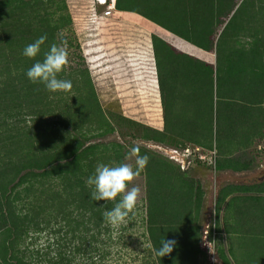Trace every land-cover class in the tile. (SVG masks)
Here are the masks:
<instances>
[{"label":"trees","instance_id":"trees-1","mask_svg":"<svg viewBox=\"0 0 264 264\" xmlns=\"http://www.w3.org/2000/svg\"><path fill=\"white\" fill-rule=\"evenodd\" d=\"M115 8L214 60L150 34L162 121L156 128L104 112L86 68L58 74L72 81L71 92L31 83L27 69L60 43V33L78 48L66 1L0 0V264H74L77 255L101 260L111 238L103 213L118 201H93L85 181L100 163H123L132 140L144 142L141 154L150 157L142 172L146 261L202 264L204 191L188 168L145 143L214 149L217 172L257 166L254 146L264 140V0H116ZM45 34L37 57L22 55ZM114 132L129 141L93 142ZM214 211V231L232 239L226 252L217 248L220 264H264V180L223 185ZM163 239L176 244L159 257Z\"/></svg>","mask_w":264,"mask_h":264},{"label":"rangeland","instance_id":"rangeland-1","mask_svg":"<svg viewBox=\"0 0 264 264\" xmlns=\"http://www.w3.org/2000/svg\"><path fill=\"white\" fill-rule=\"evenodd\" d=\"M68 12L72 17L71 27L77 49L68 47L70 64L66 71L73 67L86 68L98 102L104 112H116L144 124L161 128V111L158 97L154 59L150 42V34L155 33L178 49L190 53L206 61L214 60V54L205 53L198 48L169 34L140 15L133 12L115 10L112 16L99 22H92L90 17L91 0H65ZM79 55L80 58L77 56ZM81 59V60H80ZM151 60V61H150ZM115 140L126 144L128 138H121L117 132L94 139V141ZM136 144H144L132 140ZM155 152L166 156L167 147L145 143ZM259 151L257 166L244 172L230 170L214 171L212 164L201 162L195 164L190 160L183 164L187 175L198 180L204 191L199 215L201 226V246L204 250L202 264H220L217 248L223 247L226 252L232 244L230 235L214 231V200L218 190L227 183L250 184L251 179L258 176L260 165L264 163V140L254 146ZM123 163H133L127 159ZM252 184V183H251ZM141 189L140 199L128 222L118 227L109 224L111 238L105 243L108 251L101 260L91 263L89 259L79 255L74 264H153L148 252L147 235L144 222V176L142 172L129 185ZM221 216V213H219ZM211 227V241L206 237ZM226 247V248H225Z\"/></svg>","mask_w":264,"mask_h":264},{"label":"clouds","instance_id":"clouds-1","mask_svg":"<svg viewBox=\"0 0 264 264\" xmlns=\"http://www.w3.org/2000/svg\"><path fill=\"white\" fill-rule=\"evenodd\" d=\"M47 40V35H42L33 43L25 46L22 55L34 59L41 52V45ZM42 61L37 60L26 71L28 80L33 84H43L49 92H71V80L58 78V74L69 66L68 42L63 33H60V43H52L44 52ZM141 146L136 144L131 147L127 159L133 163H119L108 165L100 163L85 183L91 189L90 198L93 201H118L111 210L103 213L104 219L113 227L128 222L140 199L141 189L129 185L143 172L150 160L146 154H141ZM214 164V161H210ZM176 244L175 240L161 241V246L156 250V255L163 257L170 254Z\"/></svg>","mask_w":264,"mask_h":264},{"label":"built area","instance_id":"built-area-1","mask_svg":"<svg viewBox=\"0 0 264 264\" xmlns=\"http://www.w3.org/2000/svg\"><path fill=\"white\" fill-rule=\"evenodd\" d=\"M115 2L116 0H91L90 17L92 18V22H99V20L110 18L112 13L116 10ZM157 146L161 147L160 145ZM167 150L174 152V155L167 154ZM167 150L164 151V154L168 158L178 162L182 168L184 165L181 164V160L177 158L176 155L185 156L186 162H189L190 160H199L209 165L212 164L213 166V163H210V161H214V149L205 151L199 146L188 145L181 150L169 147H167Z\"/></svg>","mask_w":264,"mask_h":264},{"label":"water","instance_id":"water-1","mask_svg":"<svg viewBox=\"0 0 264 264\" xmlns=\"http://www.w3.org/2000/svg\"><path fill=\"white\" fill-rule=\"evenodd\" d=\"M167 154H170V155H174V152H172L171 150H167ZM177 158H179L181 160V164L183 165L186 161V158L185 156H181V155H176ZM264 180V164H261L260 165V171H259V174L257 177L251 179L248 183H257V182H260Z\"/></svg>","mask_w":264,"mask_h":264},{"label":"bare ground","instance_id":"bare-ground-1","mask_svg":"<svg viewBox=\"0 0 264 264\" xmlns=\"http://www.w3.org/2000/svg\"><path fill=\"white\" fill-rule=\"evenodd\" d=\"M151 61V60H150Z\"/></svg>","mask_w":264,"mask_h":264},{"label":"crops","instance_id":"crops-1","mask_svg":"<svg viewBox=\"0 0 264 264\" xmlns=\"http://www.w3.org/2000/svg\"><path fill=\"white\" fill-rule=\"evenodd\" d=\"M264 164V163H263Z\"/></svg>","mask_w":264,"mask_h":264}]
</instances>
